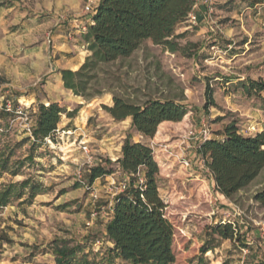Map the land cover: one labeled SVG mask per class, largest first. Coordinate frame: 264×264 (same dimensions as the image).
<instances>
[{
	"label": "rangeland",
	"instance_id": "obj_1",
	"mask_svg": "<svg viewBox=\"0 0 264 264\" xmlns=\"http://www.w3.org/2000/svg\"><path fill=\"white\" fill-rule=\"evenodd\" d=\"M14 1L19 12L41 11L51 23L44 32L45 66L32 67L28 76L9 71L25 49L12 56L0 50V160L9 159L0 191L10 184L21 191L0 206V264H56L51 242L59 238L82 245L93 264H131L110 252L105 236L115 196L131 179L117 161L129 133L149 143L159 163V192L175 229L174 264H264V207L254 199L264 189V169L230 199L215 190L198 152L204 130L215 137L231 121L264 129V90L248 95L242 85L264 82V0H197V21L177 27L178 51L144 40L131 56L103 66L100 93L90 98L66 89L61 71L89 55L78 35L87 31L98 0ZM60 40L73 47L66 56L57 50ZM114 93L135 102L184 98L189 111L180 122H163L150 139L131 127L130 117L118 121L106 110ZM41 102H57L64 112L54 137L33 146ZM98 165L112 173L91 184L89 171ZM27 179L41 187L32 198L31 186L19 185ZM219 223H232L240 240L217 238L215 249L202 255L209 228Z\"/></svg>",
	"mask_w": 264,
	"mask_h": 264
},
{
	"label": "trees",
	"instance_id": "obj_2",
	"mask_svg": "<svg viewBox=\"0 0 264 264\" xmlns=\"http://www.w3.org/2000/svg\"><path fill=\"white\" fill-rule=\"evenodd\" d=\"M7 1L0 0V5ZM196 3L197 0H99L93 12V22L82 35L90 54L79 69H62L64 87L84 98L99 94L96 86L100 83L103 66L131 56L146 39L172 52L178 51L177 38L180 35L176 33L177 27L188 19ZM242 85L248 95L264 90L262 81L247 79ZM212 94L209 89L210 102ZM183 100L150 98L135 102L114 93L113 105L104 107L118 121L130 117L131 127L143 137L152 139L163 122H180L188 114L189 109ZM63 112L57 102L39 103L30 136L33 146L44 142L47 137H54ZM1 114L8 112L2 110ZM68 114L73 115L72 112ZM240 128L237 121H231L217 129L215 137L201 142L198 147L215 181V190L230 199L264 169V129L250 135L242 133ZM28 158L33 160V152ZM117 161L131 179L115 196L112 214L106 224L105 236L113 244L110 252L131 264H174L175 229L166 216L167 204L159 192L160 166L153 147L149 143L134 141L133 134L129 133ZM8 165V158L0 160V174ZM111 173L112 170L103 165L95 166L89 171V181L93 184L97 178ZM139 173L144 177L143 184ZM19 185L21 190L31 186V198L41 190L38 183L30 184L29 179ZM17 186L10 184L0 191V206L7 205L15 194L21 193ZM254 199L264 207V189L257 191ZM208 233L210 237L201 247L202 255L215 249L217 245L212 241L217 238L239 239L232 223L212 225ZM242 244L246 246L243 241ZM51 246L56 264H93L80 244L71 245L68 240L59 238L54 239ZM80 252L83 254L78 257ZM221 264H228V261Z\"/></svg>",
	"mask_w": 264,
	"mask_h": 264
},
{
	"label": "crops",
	"instance_id": "obj_3",
	"mask_svg": "<svg viewBox=\"0 0 264 264\" xmlns=\"http://www.w3.org/2000/svg\"><path fill=\"white\" fill-rule=\"evenodd\" d=\"M10 1L11 2L7 1V3L0 5V50H3L6 56H12L21 48L26 50L15 58L17 62H12L15 65L11 66V70L9 69L12 77H25L30 74V69L32 67L38 68L39 66H45V60L47 58V45L45 39L47 35H44V32L50 26L51 22L49 18L47 16L45 17L43 12L41 11L30 12L27 9H24V12H19L16 1ZM92 17L93 13L91 14L87 26H89L93 22ZM82 35L83 33H80L78 37H81L82 39ZM62 36L63 33L60 32L54 37ZM60 41L61 42L57 44V50L61 53V55L66 56V52H71L73 47L68 46L66 44V41ZM88 54H90V51H88ZM82 62L79 63L76 68L68 67V69L77 70V68L83 64ZM246 119L247 118L244 117V121ZM206 159H208V157ZM210 177L212 183L215 184L211 173Z\"/></svg>",
	"mask_w": 264,
	"mask_h": 264
},
{
	"label": "built area",
	"instance_id": "obj_4",
	"mask_svg": "<svg viewBox=\"0 0 264 264\" xmlns=\"http://www.w3.org/2000/svg\"><path fill=\"white\" fill-rule=\"evenodd\" d=\"M187 20H188L189 22L191 21V22H194V23L197 21V17H196L195 14H193V11L189 14ZM83 28H84V30H87V29H86V26H84ZM212 47L215 48V45L212 46ZM6 109L9 110V111L12 110V105H11L10 102L7 103V105H6ZM260 130H261V129L258 128V127H257L256 125H254V124H252V125L250 124V125H248L247 127H245V126H241V128H240V131H241L242 133H244V134H250V135L256 134V133H257L258 131H260ZM203 132H204V135H203V137L201 138V142H203V141H205V140L211 138V137H210V134H208L206 130H204ZM191 134H195V132L192 131ZM85 150L88 152L87 147H86ZM139 175H140V182H141V184H143V183H144V177H143L140 173H139ZM126 185H127V183L125 182V183L123 184V188H124V189L126 188ZM90 188H91V187H90ZM123 188H122V189H123ZM122 189H121V190H122ZM95 196H96V195H95Z\"/></svg>",
	"mask_w": 264,
	"mask_h": 264
}]
</instances>
